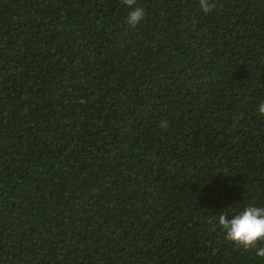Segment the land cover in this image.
I'll use <instances>...</instances> for the list:
<instances>
[{
  "label": "trees",
  "instance_id": "1",
  "mask_svg": "<svg viewBox=\"0 0 264 264\" xmlns=\"http://www.w3.org/2000/svg\"><path fill=\"white\" fill-rule=\"evenodd\" d=\"M206 3L0 0V264H264L214 220L264 206V0Z\"/></svg>",
  "mask_w": 264,
  "mask_h": 264
},
{
  "label": "clouds",
  "instance_id": "2",
  "mask_svg": "<svg viewBox=\"0 0 264 264\" xmlns=\"http://www.w3.org/2000/svg\"><path fill=\"white\" fill-rule=\"evenodd\" d=\"M124 4L128 8L125 18L127 25L134 28L142 23L145 10L136 6L135 0H124ZM201 6L205 11L209 7L206 0H201ZM256 112L264 116V99L256 105ZM214 220L215 225L223 231L226 240L243 246L245 249L254 247L255 255L264 257V246L256 247L257 244L264 245V206L247 203L227 212H219Z\"/></svg>",
  "mask_w": 264,
  "mask_h": 264
}]
</instances>
